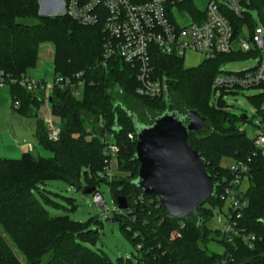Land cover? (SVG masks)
Returning a JSON list of instances; mask_svg holds the SVG:
<instances>
[{
    "label": "trees",
    "instance_id": "16d2710c",
    "mask_svg": "<svg viewBox=\"0 0 264 264\" xmlns=\"http://www.w3.org/2000/svg\"><path fill=\"white\" fill-rule=\"evenodd\" d=\"M39 8L38 0H0V71L13 77L27 74L36 64L39 46L50 41L55 48L53 79L63 77L71 84H55L50 94V111L60 125L58 139L50 140L43 118L37 120L38 144L52 155L25 152L20 158H0V264H115L92 247L100 235L99 227L93 229L89 221L74 220L69 214L52 215L46 206H60L48 195V181L63 179L81 187L83 175L88 180L86 187L97 189L100 181H110L116 203L119 196L127 199L128 209L115 210L114 215L121 218L123 231L137 248L139 264H264V149L256 148L253 138L240 131L247 120L252 123L245 120L246 115L230 113L222 97L216 104L210 103L212 80L221 65L245 55H221L186 66L182 57L155 50L156 69L167 77L177 99L167 105L161 99L138 95L136 73L120 58L112 59L107 67L101 65L102 25H84L67 14L43 16ZM79 82H83V90L77 97L73 89ZM10 89L12 102L20 103L17 112L37 116L44 96L18 84ZM252 99L260 106L264 90ZM131 101L147 107L146 118L129 108ZM190 110L205 117L207 125L201 134L190 133L187 141L215 181L228 173V166L221 164L224 155L234 161L251 157L244 191L248 205L239 225L255 236L252 247L242 234L229 241L219 229L209 226L216 206L222 203L217 195L197 211L174 218L157 195H147L135 184L139 162L135 159L136 138L129 134L136 137L139 126L151 124L166 111H178L186 120ZM104 134L119 146L116 156L126 177L108 180L100 175L109 166ZM132 165L136 169L131 175ZM175 229L180 231L178 238L171 237ZM211 234L223 251L208 248Z\"/></svg>",
    "mask_w": 264,
    "mask_h": 264
},
{
    "label": "built area",
    "instance_id": "2783aa9c",
    "mask_svg": "<svg viewBox=\"0 0 264 264\" xmlns=\"http://www.w3.org/2000/svg\"><path fill=\"white\" fill-rule=\"evenodd\" d=\"M45 9L67 14L84 25H102L105 33L101 65L107 67L114 58L129 64L136 73L139 83L136 92L143 97L158 98L167 105L174 103L167 77L160 74L154 64L155 50L162 55L184 57L197 54L205 59L221 55H239L242 61H254L237 71L227 70L235 59L224 62L212 80L214 97L237 93L239 90L258 88L264 90V0H42ZM258 10L263 28L258 29L252 10ZM58 12V14H59ZM237 59V58H236ZM80 76V75H77ZM18 84L26 90L41 93L49 103L55 84L66 87L70 79L56 77L53 81L37 79L27 74L13 77L0 71V87ZM83 82L73 89L77 97L82 95ZM219 100V99H216ZM16 109L19 101L12 102ZM256 112V111H255ZM50 140H57L60 134L59 120L52 115L43 118ZM247 122L240 131H246ZM247 132V131H246ZM249 135V134H248ZM253 138L256 148L264 149V121L255 125ZM131 139L136 138L130 133ZM104 154L109 166L102 177L112 180L110 170L112 156L119 152V146L108 134L103 135ZM251 157L239 158L228 166L227 175L216 181L212 195L222 203L217 205L213 219L221 234L232 241L243 235L244 242L252 247L255 236L240 228V220L247 208V199L241 187L248 178ZM94 202L109 212L100 190L92 192ZM211 195V196H212ZM161 203V202H160ZM116 211L122 213L116 207ZM140 247V246H138ZM227 260H225L226 263Z\"/></svg>",
    "mask_w": 264,
    "mask_h": 264
},
{
    "label": "rangeland",
    "instance_id": "374dc122",
    "mask_svg": "<svg viewBox=\"0 0 264 264\" xmlns=\"http://www.w3.org/2000/svg\"><path fill=\"white\" fill-rule=\"evenodd\" d=\"M44 2V1H43ZM42 0H38L39 3V14L43 16H57L62 15H47L41 13V7H43ZM204 0H200L197 2L198 5L204 6ZM254 20L258 23L257 28H263L260 21V13L258 10L251 11ZM54 44L50 41L43 42L39 46L38 57L35 66L29 68L27 70V74L34 77H45L46 81H53V58H54ZM202 61V57L197 54H187L184 57V63L186 66H197ZM254 63V61H242L240 58L235 59L227 66V70L237 71L241 69L243 66L249 63ZM263 93L262 89L251 88L239 90L237 93L226 94L222 98L226 103V109L237 116L246 115L249 120H247V125L245 129L249 135H253L255 125L264 121V101L260 106L257 105V101L253 100L252 97H257ZM220 95L214 97V92L211 97V105L216 104L220 99ZM177 100V99H176ZM174 98V101H176ZM129 108L142 118H146V113L148 109L145 105L137 104L135 102H130ZM256 111V112H255ZM38 114L40 117L44 118L48 116L47 106L45 103L41 104L39 107ZM246 120V119H245ZM32 121L30 118H23L21 124L15 123L16 126H24L28 127L29 123ZM242 126V125H241ZM51 156L52 153L42 147H39V151L34 152V156ZM233 158L224 155L221 158L222 166H229L233 162ZM136 166L132 165L130 170L131 175L135 173ZM110 170L112 175L121 178L126 177L127 172L122 169L119 165V160L117 156H112L110 163ZM88 180L83 175L81 177V187L71 184L70 182L63 179L50 180L46 184V189L48 190V195L60 203V206L55 207L52 205H46L48 210L52 215L58 214H69V216L80 222H90L91 228L99 227L100 235L98 237L97 242L92 247L94 249H100L104 253H106L115 264H139L138 262V250L132 242L131 238L123 231L122 229V221L108 222L107 219L110 216L114 215L116 210V194L112 189V185L110 181H100L98 184V189L102 193L104 201L107 205L109 212L105 209V207L98 205L94 202L92 193L86 195L83 193V188L87 186ZM248 186V178L245 177L242 181L241 187L246 189ZM183 224L181 223V226ZM209 226L213 229H218L216 222L213 217L209 222ZM180 231L179 229H175L171 237H179ZM213 236V238H212ZM211 240H207L208 248L214 251H223L222 245H220L217 241L214 240L215 236L210 235ZM122 259V260H121ZM130 259V260H129Z\"/></svg>",
    "mask_w": 264,
    "mask_h": 264
},
{
    "label": "water",
    "instance_id": "95a60500",
    "mask_svg": "<svg viewBox=\"0 0 264 264\" xmlns=\"http://www.w3.org/2000/svg\"><path fill=\"white\" fill-rule=\"evenodd\" d=\"M59 11L63 8L41 7V13L47 15ZM206 125V118L195 110L187 113L186 120L178 111H166L151 124L137 129L135 159L139 167L135 184L145 194L157 195L170 217L179 218L197 211L212 195L214 179L187 141L190 133L201 134ZM94 189L84 187L83 193L89 195ZM117 206L127 210V199L119 196ZM120 220L116 215L107 219L108 222Z\"/></svg>",
    "mask_w": 264,
    "mask_h": 264
},
{
    "label": "crops",
    "instance_id": "0c3cea01",
    "mask_svg": "<svg viewBox=\"0 0 264 264\" xmlns=\"http://www.w3.org/2000/svg\"><path fill=\"white\" fill-rule=\"evenodd\" d=\"M37 79H45V77H37ZM38 94L40 95L41 93ZM43 103L46 104L49 114V103L47 104L46 100ZM30 117L32 121L29 123L28 127L25 128L24 126L20 127L15 125V123L21 124L23 118ZM38 118H42L39 116L38 112L37 116L20 115L13 107L10 87H0V158H20L25 152L34 154L35 151H39V147L42 146L38 144L35 134Z\"/></svg>",
    "mask_w": 264,
    "mask_h": 264
},
{
    "label": "bare ground",
    "instance_id": "6f19581e",
    "mask_svg": "<svg viewBox=\"0 0 264 264\" xmlns=\"http://www.w3.org/2000/svg\"><path fill=\"white\" fill-rule=\"evenodd\" d=\"M46 4H45V1L43 2V7L45 8Z\"/></svg>",
    "mask_w": 264,
    "mask_h": 264
}]
</instances>
